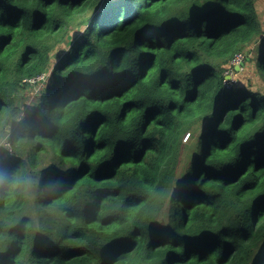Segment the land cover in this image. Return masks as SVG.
<instances>
[{
	"label": "trees",
	"instance_id": "16d2710c",
	"mask_svg": "<svg viewBox=\"0 0 264 264\" xmlns=\"http://www.w3.org/2000/svg\"><path fill=\"white\" fill-rule=\"evenodd\" d=\"M256 2L0 0V264H264Z\"/></svg>",
	"mask_w": 264,
	"mask_h": 264
},
{
	"label": "rangeland",
	"instance_id": "374dc122",
	"mask_svg": "<svg viewBox=\"0 0 264 264\" xmlns=\"http://www.w3.org/2000/svg\"><path fill=\"white\" fill-rule=\"evenodd\" d=\"M256 8H257L258 15L264 26V0H257ZM252 47L247 52H245L244 55L242 53L235 55V57L231 60L230 65L227 66V70L225 71V80H224V83L227 87H231L232 85L245 86L251 83L250 79L254 80V77L252 74L253 73L252 65H248V66L246 65L245 67L241 66L242 62L245 59V54L248 57L250 56ZM63 48H66V47L63 46ZM53 63L54 62L51 63L52 66H53ZM40 79L41 78H39L37 81H39ZM44 81H45V78L44 79L42 78V80H40L37 85L35 82V87L27 94L26 105L32 106L34 104L35 99L40 92L39 89L44 84ZM31 82L33 83L34 81L32 80ZM253 84L256 85L257 83L254 82ZM254 89L263 90V88L260 87L259 85L255 87ZM9 126L10 124H8L5 127V129L10 130ZM202 129L203 127L199 126V127H196L193 131H190L192 133L191 135H189L190 133L187 131L182 135V143L180 145L177 167H176V172L179 173L178 177L181 180L185 172L188 171L187 169L190 167L189 160L191 156H193L194 153L198 154L197 152L200 146H198L197 136L201 133ZM4 139H7V137H5ZM2 145H5L8 150L11 149L8 143H2L0 148H2ZM49 163L50 162H48L47 160L45 162V166L49 165ZM163 210H164L163 219H166L167 209L164 208Z\"/></svg>",
	"mask_w": 264,
	"mask_h": 264
},
{
	"label": "clouds",
	"instance_id": "9594fccd",
	"mask_svg": "<svg viewBox=\"0 0 264 264\" xmlns=\"http://www.w3.org/2000/svg\"><path fill=\"white\" fill-rule=\"evenodd\" d=\"M28 179L21 178L18 175L10 174L7 171L0 170V186L15 192L21 188H26L28 186ZM51 188L52 186H48Z\"/></svg>",
	"mask_w": 264,
	"mask_h": 264
},
{
	"label": "water",
	"instance_id": "95a60500",
	"mask_svg": "<svg viewBox=\"0 0 264 264\" xmlns=\"http://www.w3.org/2000/svg\"><path fill=\"white\" fill-rule=\"evenodd\" d=\"M227 77V76H226Z\"/></svg>",
	"mask_w": 264,
	"mask_h": 264
}]
</instances>
